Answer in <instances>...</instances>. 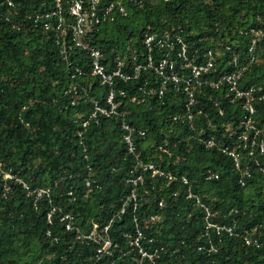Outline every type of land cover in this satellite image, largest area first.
<instances>
[{
	"label": "trees",
	"instance_id": "obj_1",
	"mask_svg": "<svg viewBox=\"0 0 264 264\" xmlns=\"http://www.w3.org/2000/svg\"><path fill=\"white\" fill-rule=\"evenodd\" d=\"M13 1L9 6L0 0V264H135L130 241L136 226L152 239L144 246L159 250L153 264H264V152L249 155L237 141L241 100L231 101L225 84L201 86L194 90L190 121L183 118L188 98L183 89L167 82L159 96L157 74L134 69L146 60L145 35L168 33L187 46L186 60L174 57L179 75L189 77L182 64L201 60L210 49L215 63L201 79L243 68L239 86L264 94V0L125 3V15L115 12L87 33L106 71L119 62L130 76L113 80L117 113L95 118L89 117L93 100L107 106L110 87L92 74L89 54L77 47L62 54L55 42L59 32L27 19L51 9L50 0ZM179 48L177 42L154 50L153 58L167 51L174 56ZM254 106L260 127L264 99L257 97ZM122 121L135 129L132 153L123 141ZM209 139L213 144L206 146ZM225 146L236 148L240 169L222 152ZM141 162L175 179L145 172L132 198L128 177L130 170L140 172ZM210 173L218 177L206 179ZM188 187L208 206V220L231 226V233L207 227L204 209L187 197ZM66 212L72 230L61 220ZM93 224L99 229L110 224L111 256L96 260L97 244L77 237ZM245 236L258 246L246 244Z\"/></svg>",
	"mask_w": 264,
	"mask_h": 264
},
{
	"label": "built area",
	"instance_id": "obj_2",
	"mask_svg": "<svg viewBox=\"0 0 264 264\" xmlns=\"http://www.w3.org/2000/svg\"><path fill=\"white\" fill-rule=\"evenodd\" d=\"M9 6L14 5L13 0H5ZM132 0H50L52 7L51 9L34 14H27V19L32 20L31 23L34 25H42L43 28H52L56 32L57 37L55 38V42L60 44L61 53L66 55L68 50L72 47H77L82 50H85L92 59V74L98 76L100 78L101 84H106L110 87V91L106 96L107 106L100 105L96 100H93V107L90 113V118H95L98 114L102 115H111L116 114V105L113 102V80L115 77H119L123 81H126L130 78L127 74L123 73L120 70V63L118 62L117 67L114 68L111 72H107L104 65L100 62L101 53L100 50L92 45L87 43V33L97 29V27L104 22L113 18L115 12H121L123 15L126 14L125 3ZM45 2H42L44 5ZM144 44L147 48V56L145 62L138 63L134 69L137 71L138 69H147L151 68L159 77L161 81V86L158 90V95H163V85L167 82L173 83V85L178 89H183V91L188 96L187 102L185 103L187 111L183 115V118H187L190 121L193 118V113L191 106H193L195 102V93L194 90L200 88L201 86L208 85L212 88H218L220 85L225 84L228 94L231 96L230 100L234 101L237 99L241 100V108L244 111L242 120L240 124L243 126L242 131L237 135L238 140L243 143V148H248V154L253 155L255 151H258L259 154L264 152V141L260 139L257 140L260 132L264 131V124L258 127L253 120V114L255 113L254 101L258 97V99H264V94L256 95V88L253 86H249L247 88H241L239 86V81L242 76L243 68H239L232 72L223 73L217 78L209 79L204 78L201 79L202 75H207L212 67L214 66V53L212 50H207L203 53V58L197 62L191 59L184 62L182 65L185 68L189 69V77L179 75L175 70V61L174 57H182L186 60L187 58V46L181 39L177 36L173 39H169L168 33H163L161 35L149 33L144 37ZM180 44V48L176 50L173 54L170 55L168 51L162 54L158 59H154L153 51L161 50L164 48H172L175 43ZM255 40H252L250 50L253 51ZM253 60L254 57L252 56ZM235 60V58L233 59ZM80 74V70H78ZM134 75L133 77H135ZM219 114H222L221 109L219 110ZM179 115H175L173 117L174 120L183 119ZM87 124V121L83 122V126ZM123 133V141L126 145L127 150L132 153L135 150V145L133 142V132L135 131L134 127L130 124L122 121L121 124ZM141 135L144 134L143 131L140 132ZM206 146H211L213 144L212 140H204ZM222 152L231 156L234 161V165L236 169H240L239 163V153L236 148H228L227 146L222 148ZM138 168L140 172L134 174L133 170H130V176L128 177V182L132 184L133 188L131 189V197L136 198L135 186L138 184H142L144 181V173L149 172L151 177L153 176H165L169 179H175V176L164 172L162 169L155 166L152 162L139 163ZM249 176V173L246 172ZM8 176L7 174L5 175ZM211 177L217 178L218 175L216 173H210L205 176L206 179H210ZM183 183H187V179L185 177H181ZM239 183L241 185L245 184V180L241 177L239 179ZM86 185H89V182L86 181ZM42 190L37 191V195H40ZM187 197L194 198L195 204L200 206L205 211V219L207 223V227H214L216 230H226L231 233L232 227L226 225H219L217 223H213L208 220L210 211L208 206L202 203L198 196L194 195L191 189L187 188ZM175 195V193H173ZM162 204V201L159 202V205ZM125 211L124 205L121 207L120 213ZM50 214H48V217ZM151 220L155 219V216L150 217ZM61 220L65 221V228L67 230L74 229V225L72 223V215L69 213H63ZM109 225H105L102 229H99L97 224H93L92 228L88 233L81 234L78 233V238H85L91 240L96 246L95 257L96 260H100L104 255L111 256L112 251V240L109 236ZM246 244H255L258 246V242L256 239L250 238L248 236L244 237ZM152 239L147 238L143 231L136 226L135 236L131 239V249L136 252L138 257H134L133 260L135 264H144V261L147 260L153 264L155 259L159 254L158 248H151L144 246V242L151 243ZM162 249V248H161ZM110 264H114L112 261Z\"/></svg>",
	"mask_w": 264,
	"mask_h": 264
}]
</instances>
